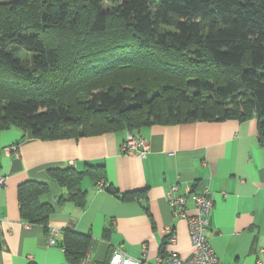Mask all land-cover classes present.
Returning a JSON list of instances; mask_svg holds the SVG:
<instances>
[{"label": "trees", "instance_id": "trees-1", "mask_svg": "<svg viewBox=\"0 0 264 264\" xmlns=\"http://www.w3.org/2000/svg\"><path fill=\"white\" fill-rule=\"evenodd\" d=\"M91 79L108 83L92 91ZM250 117L264 136V0H0V129L52 140ZM48 172L66 190L58 203L83 207L86 177L124 199L138 192H118L103 163ZM47 191L17 186L23 220L47 227ZM62 233L77 264L90 236Z\"/></svg>", "mask_w": 264, "mask_h": 264}, {"label": "crops", "instance_id": "crops-1", "mask_svg": "<svg viewBox=\"0 0 264 264\" xmlns=\"http://www.w3.org/2000/svg\"><path fill=\"white\" fill-rule=\"evenodd\" d=\"M128 130L77 138L42 140L18 127L0 129V264H68L61 244L63 229L88 234L86 264H108L115 248L154 264L158 256L191 251L187 221L174 216L167 201L170 186L179 193L191 185L207 189L213 200L205 232L218 256L217 264H264V136L256 117L243 121H189L152 124L137 132L149 142L145 156L121 152ZM15 146L17 154L8 148ZM103 163L106 182L118 192L138 190L124 199L99 189L86 177V203L58 197L65 193L48 170ZM28 179L44 182L43 201L52 205L47 227L20 217L17 186ZM188 213L193 202L187 200ZM170 226L174 239L164 232ZM50 227L60 229L49 244ZM80 260L77 264H80Z\"/></svg>", "mask_w": 264, "mask_h": 264}, {"label": "built area", "instance_id": "built-area-1", "mask_svg": "<svg viewBox=\"0 0 264 264\" xmlns=\"http://www.w3.org/2000/svg\"><path fill=\"white\" fill-rule=\"evenodd\" d=\"M121 152L127 155L137 153L140 157L147 154L149 142L137 132L127 131L125 139L121 144ZM9 151L17 154V148L11 146ZM5 178L0 177V189L4 185ZM102 182L98 183L97 188L101 189ZM167 201L174 216L183 217L187 221L190 236L191 251L185 258L178 257L175 253L167 256H158L154 264H217L219 259L211 246L205 232L210 224L213 200L209 196L207 189L196 191L191 185L185 188V193L178 191L177 185H172L167 191ZM187 200L193 202V212L188 213L186 207ZM60 229L50 227L48 231L49 244L55 243V237ZM168 240L174 239V234L170 226L164 230ZM86 257L80 260V264H86ZM108 264H140V260L124 253L120 248H115Z\"/></svg>", "mask_w": 264, "mask_h": 264}, {"label": "rangeland", "instance_id": "rangeland-1", "mask_svg": "<svg viewBox=\"0 0 264 264\" xmlns=\"http://www.w3.org/2000/svg\"><path fill=\"white\" fill-rule=\"evenodd\" d=\"M6 1H11V0H6ZM97 80H98V79H91V80L89 81V82L94 83V84L97 85V86L95 87V89H93L92 91L97 90L98 87L101 88L102 86H98L99 84H107V83H108V82L103 83L102 81H100V82L98 83ZM127 86H128V85H127ZM76 93H77V92H76ZM79 96H82V95L79 94V93H77V94H76V98L79 97Z\"/></svg>", "mask_w": 264, "mask_h": 264}]
</instances>
